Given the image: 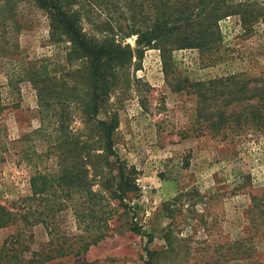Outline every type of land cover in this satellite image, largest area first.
<instances>
[{
    "label": "rangeland",
    "instance_id": "obj_1",
    "mask_svg": "<svg viewBox=\"0 0 264 264\" xmlns=\"http://www.w3.org/2000/svg\"><path fill=\"white\" fill-rule=\"evenodd\" d=\"M249 1L256 2L261 18L252 29L244 28L238 13L222 18V40L213 52L175 49L169 77L157 47L135 54L117 70L115 86L98 114V119H117L110 157L114 169L104 167L114 184L104 188L88 165L89 196H105L97 222L78 217L87 206L77 209L69 201L49 208L30 199L33 174L56 175L62 160L70 162L62 138L88 140L93 153H103L97 121L84 118L74 100L64 103L65 109L55 105L42 111L35 88L19 75L21 68L0 60V129L7 156L0 164V202L22 213L38 205L42 212L37 221L23 219L0 228V250L12 246L11 237L20 232L30 246L27 254L38 251L43 264H146L149 251L168 248L165 234L173 224L175 249L157 254L155 264H264V131L228 127L217 134L201 116L195 87L175 90L171 85L233 73L264 76V0ZM20 9L24 27L17 37L18 59L46 65L48 73L59 77L79 64L66 60L69 43L50 42L44 11L29 1ZM116 37L136 48V35ZM118 163L136 184L123 200L112 195ZM91 230L106 235L84 249L83 237ZM5 261L0 264H11Z\"/></svg>",
    "mask_w": 264,
    "mask_h": 264
},
{
    "label": "trees",
    "instance_id": "obj_2",
    "mask_svg": "<svg viewBox=\"0 0 264 264\" xmlns=\"http://www.w3.org/2000/svg\"><path fill=\"white\" fill-rule=\"evenodd\" d=\"M29 1L44 11L49 20V40L52 43L67 42L66 60L73 63L65 75L48 73L46 65H26L18 59V35L21 33V5ZM256 2L244 0L234 3L233 0H0V60L15 62L21 68V79L35 88L40 109H54L64 103L75 101L84 118L95 119L103 143V153H93L88 140H79L74 136L62 138L70 162L62 160L58 174H43L38 171L31 176V200L44 201L49 208L55 203L76 204L77 209L87 206L78 217L98 221L103 217L102 200L105 196L98 194L92 197L89 180L91 165L95 177L100 176V183L106 189L114 184L105 174L104 167L113 170L110 157L115 154V132L117 119H98V114L105 107L111 90L115 86V74L131 63L135 54H142L146 48L160 49L163 69L166 77L173 73V51L184 47H198L202 53H212L222 40L219 22L222 18L238 13L244 28L252 29L259 21L260 14ZM128 37L136 35V48L117 35ZM77 66V67H76ZM47 70V71H46ZM85 81L82 86L79 82ZM171 83L175 90L195 87L201 98V116L210 122L211 129L217 134L225 133L228 127H237L243 131L254 128L264 131V76H249L246 73H233L206 81ZM65 112L62 111V117ZM63 127V124H61ZM6 146L1 138L0 129V164L5 162ZM105 160L106 164L96 163L94 158ZM118 181L113 190V197L124 199L128 191L135 189L136 184L131 175L126 173L122 163L117 164ZM106 178V179H105ZM85 190L88 199H85ZM44 194L41 195L40 194ZM76 193L80 198L73 195ZM98 199H93L97 198ZM79 203V205H78ZM80 209V208H79ZM42 212L33 204L22 213L9 208L0 202V228L15 224L23 219L37 221ZM101 228V227H100ZM138 233H145L134 226ZM175 226L170 225L165 234L168 248L161 251H149L146 264H155L157 254L169 253L175 249ZM105 232L90 231L84 242V249L104 238ZM153 238L151 234L148 235ZM12 246L0 250V259L11 264H43L44 258L33 250L27 254L30 246L22 233L11 237ZM23 239V240H22ZM241 241H236L238 244ZM17 243V246L13 244ZM6 250V251H5ZM51 256L47 257L50 258Z\"/></svg>",
    "mask_w": 264,
    "mask_h": 264
}]
</instances>
